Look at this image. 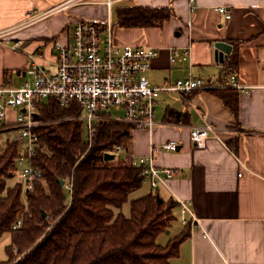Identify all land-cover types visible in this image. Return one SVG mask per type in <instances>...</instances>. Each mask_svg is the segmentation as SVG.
Listing matches in <instances>:
<instances>
[{
    "label": "crops",
    "instance_id": "1",
    "mask_svg": "<svg viewBox=\"0 0 264 264\" xmlns=\"http://www.w3.org/2000/svg\"><path fill=\"white\" fill-rule=\"evenodd\" d=\"M71 1L0 0V87L21 86L32 62L54 69L53 42L70 43L74 24L89 20L83 17L89 15L84 6ZM131 5L171 9L170 18L160 26L112 24L117 43L159 50L146 73L150 83L161 86L191 73L210 86L182 95L160 92L152 129L133 126V161L148 156L151 145L176 141L175 151L153 153V165L178 169L156 189L145 180L133 198L158 193L165 201L189 202L200 227L182 226L176 206L174 220L157 238L165 245L188 232L169 264H264V0H137L118 7ZM219 7L229 11L230 19ZM15 42H20V48H12ZM217 42L231 46L222 60L215 58ZM187 45L190 59L170 62L169 48ZM232 51L237 53V64L227 67ZM231 74L250 88L248 94L227 87ZM218 94L236 97V115ZM15 115V109L7 110L0 122L3 130L14 123ZM204 124L212 125L216 135L196 147L190 130Z\"/></svg>",
    "mask_w": 264,
    "mask_h": 264
},
{
    "label": "trees",
    "instance_id": "2",
    "mask_svg": "<svg viewBox=\"0 0 264 264\" xmlns=\"http://www.w3.org/2000/svg\"><path fill=\"white\" fill-rule=\"evenodd\" d=\"M170 16L168 7L120 6L115 24L120 28L160 26ZM236 64L237 53L232 51L226 66ZM218 96L236 115V97ZM80 113L75 102L59 106L54 98L46 104L37 101L33 165L38 176L26 194V206L21 182L7 184L15 173L17 145L7 141L0 146V237L9 233L11 238L5 248L7 259L0 264H169L188 232L165 245L157 238L174 220L178 203L149 193L130 201L128 216L121 212L128 196L145 181L143 167L134 165L130 155L133 126L99 120L88 145L82 137V122L75 118ZM116 147L122 148L124 158L117 164L105 161L104 153ZM58 180L71 182L68 199Z\"/></svg>",
    "mask_w": 264,
    "mask_h": 264
},
{
    "label": "built area",
    "instance_id": "3",
    "mask_svg": "<svg viewBox=\"0 0 264 264\" xmlns=\"http://www.w3.org/2000/svg\"><path fill=\"white\" fill-rule=\"evenodd\" d=\"M192 2L193 0H189ZM115 0L92 1L72 0L74 4H104L108 10V19L104 27L91 20L77 21L71 32L68 44L53 42L55 50L54 69H47L37 62H32L26 70L28 79L19 87H0V122L5 119L7 110H16L14 123L7 130L16 131L10 143H16L17 152L22 145L24 150L15 160V173L21 182V200L26 206V194L33 188L38 170L33 165L38 135L34 128L38 125L36 118L37 101L54 98L59 106L75 102L81 108L76 116L84 120L86 141L91 144L95 123L99 120H113L134 127L152 129L155 125L154 106L160 92L177 94L190 93L194 90L208 89L210 86L189 73L185 79L174 82L166 81L161 86H153L146 76L151 60L158 55V49L148 46H132L117 43L109 20L110 10ZM218 11L225 19L231 14L225 7ZM20 48V42L12 45ZM191 56V47L169 48V60L176 58L187 61ZM227 87L240 90L246 94L250 88L239 83L237 75L231 74ZM115 110L120 117L113 119L109 113ZM190 140L196 147H203L210 135H216V129L210 124L194 126L190 130ZM176 141H167L161 145H151L148 156L139 157L134 165L142 166L141 174L148 181L151 189H156L178 173L177 168L158 169L153 165V153L159 150L175 151ZM107 153H123L121 147ZM21 167V168H18ZM63 187L71 194V182H64ZM178 219L182 226L200 227L192 214L189 202L178 201ZM18 219L15 227H20Z\"/></svg>",
    "mask_w": 264,
    "mask_h": 264
},
{
    "label": "rangeland",
    "instance_id": "4",
    "mask_svg": "<svg viewBox=\"0 0 264 264\" xmlns=\"http://www.w3.org/2000/svg\"><path fill=\"white\" fill-rule=\"evenodd\" d=\"M124 4H137V0H129L126 3L124 2H117L115 4L112 5V8L110 10V14H109V20L111 22V24L115 23V19H116V8L119 5H124ZM83 7V11L86 12L89 15H84V19H89L93 22H96L97 24H99L101 27H104V24L106 22V20L108 19V10L106 8V6L104 4H88V3H82L81 4ZM89 16V17H86ZM113 26V25H112ZM48 98H44L43 99V103H47ZM111 117L113 119H116L118 117H120V113L115 111V110H110L109 111ZM82 122V129H83V134L82 137L84 140H86V135H87V130H86V126H85V122L84 120H80ZM16 131L13 130H3L0 127V146L3 147L4 144L7 141H10L11 139H13L14 135H15ZM24 150V147L22 145L19 146V151L18 153H22ZM124 158V154L123 153H118L115 155V158L113 160H109L111 161L112 164H117L121 159ZM21 168V167H18ZM18 181V176L16 173H14L13 177L8 179L7 184L9 186H12L15 182ZM137 191V190H136ZM63 193L65 195V197L68 199L70 197L69 193L67 190L63 189ZM136 192H132V194H130L128 196V202H126L122 208H121V212L124 214L126 213V211L129 210V200H134L135 198H133L134 194ZM137 199V198H136ZM129 213V211H128ZM127 213V214H128ZM166 232V231H165ZM11 242V238H10V234L9 233H4L1 237H0V262L5 261L7 259V254L5 252V248L10 244Z\"/></svg>",
    "mask_w": 264,
    "mask_h": 264
},
{
    "label": "water",
    "instance_id": "5",
    "mask_svg": "<svg viewBox=\"0 0 264 264\" xmlns=\"http://www.w3.org/2000/svg\"><path fill=\"white\" fill-rule=\"evenodd\" d=\"M216 50H215V58H218L219 60H222L224 55L228 54L231 50V46L224 42H217L215 44ZM115 158V155L113 153H104L103 159L105 161L113 160ZM58 183L60 186H63L64 181L58 180ZM157 200L159 202H162V199L157 197ZM44 216V213L42 214Z\"/></svg>",
    "mask_w": 264,
    "mask_h": 264
}]
</instances>
